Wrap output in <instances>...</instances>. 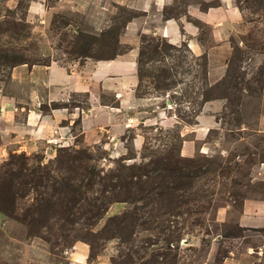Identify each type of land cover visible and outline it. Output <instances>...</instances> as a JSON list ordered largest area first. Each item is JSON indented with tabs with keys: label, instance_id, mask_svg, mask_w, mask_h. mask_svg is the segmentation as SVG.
<instances>
[{
	"label": "rangeland",
	"instance_id": "374dc122",
	"mask_svg": "<svg viewBox=\"0 0 264 264\" xmlns=\"http://www.w3.org/2000/svg\"><path fill=\"white\" fill-rule=\"evenodd\" d=\"M121 1L0 0V264H264V0H233L237 26L214 38L200 23L198 55L129 38L139 11ZM171 3L163 18L190 20L199 1ZM134 43L146 104L88 113L97 83L82 67ZM52 62L89 91L35 97L74 113L35 132L27 94Z\"/></svg>",
	"mask_w": 264,
	"mask_h": 264
},
{
	"label": "crops",
	"instance_id": "0c3cea01",
	"mask_svg": "<svg viewBox=\"0 0 264 264\" xmlns=\"http://www.w3.org/2000/svg\"><path fill=\"white\" fill-rule=\"evenodd\" d=\"M120 1L122 4L123 1ZM201 4L188 5L186 15L192 19L187 20L183 16L177 18H163V9L166 6L171 5L172 0H133L128 6H132L139 11L138 16L134 17L131 22L126 24L124 31L130 30L131 33L127 35L129 38H139L142 34L152 33L159 35L172 45L185 44L187 48L193 53L198 55L199 46V34L200 25L207 24L212 27V37L221 35L226 31L231 30L237 26L239 19V12L234 5L233 0H198ZM212 3V4H211ZM215 3V5L213 4ZM125 5V4H124ZM30 8V7H29ZM168 19V20H167ZM195 21V22H194ZM138 44V43H137ZM134 43L132 48L123 54H119L113 59L109 60H97L90 62L82 67L81 72L89 71L90 77H94L96 82V88L90 95L92 100L91 107L86 109L88 113H126V109L132 107H139L146 104L147 97L141 98L136 96L135 90L139 83V78L136 73L138 65V53L139 45ZM197 52V53H196ZM15 68V67H13ZM12 68V70H13ZM20 68V67H19ZM91 69V70H90ZM41 75H47L45 79L38 80L37 90H30L27 94V102L30 105L25 112V124L26 129H35V132L40 129H45L47 126L52 129L58 127L64 129L65 126L61 124V121L74 115V113H68L64 109L59 107H51L46 113H42L41 110L33 103L34 98L38 100L44 98L46 102H56L57 100L68 101V96L71 92L76 91H89L84 86L86 82L78 83L75 79L76 74L80 73V69L71 68L67 70L56 63H50L45 68L39 69ZM82 74V73H80ZM86 76V74H85ZM114 78L112 84L107 87L104 85L107 79ZM40 81V83H39ZM31 85V83H29ZM60 85L65 88L62 95H55V86ZM105 89L107 91H105ZM40 90L45 91L46 95L42 97ZM95 91V92H94ZM102 92H110L113 94L115 104L100 101ZM97 93V94H96ZM93 96V97H92ZM4 102L1 106L4 110L6 102L9 98L4 96ZM148 100V99H147ZM150 102V101H148ZM128 109V110H129ZM7 114H10L9 112ZM98 122V119H97ZM15 128H21V126H15L13 123H8ZM24 128V129H25ZM18 131V130H17Z\"/></svg>",
	"mask_w": 264,
	"mask_h": 264
},
{
	"label": "trees",
	"instance_id": "16d2710c",
	"mask_svg": "<svg viewBox=\"0 0 264 264\" xmlns=\"http://www.w3.org/2000/svg\"><path fill=\"white\" fill-rule=\"evenodd\" d=\"M27 2H28V0H26ZM195 22V21H194ZM196 24H198V25H200V23L199 22H195ZM200 27V26H199ZM117 41H118V34H117ZM164 39V38H163ZM165 40V39H164ZM166 42H167V40H165ZM168 44H170L169 42H168ZM172 45V44H171ZM185 45V44H184ZM173 46H175V45H173ZM186 46V45H185ZM187 47V46H186ZM140 51H141V49L139 50V53H138V63H139V56H140ZM116 56V54L115 55H113L112 57H109V58H106L105 60H109V59H113L114 57ZM12 61H15L16 59H11ZM21 63H24V62H21ZM16 65V64H15ZM15 65H13V66H15ZM12 66V67H13ZM137 69H138V65H137ZM138 75V78H139V74H137ZM139 83H140V78H139ZM139 85V84H138ZM152 183H153V181H152ZM159 183H161L163 186H164V177L162 176L161 178H160V182ZM158 183V184H159ZM160 186V185H159ZM138 190L139 191H141V192H138L139 194H143L144 192H143V189L141 188V187H138ZM106 211V205H104V203L103 202H100V203H94V204H92L91 205V207L88 209V212H90V215H92V216H97V217H99V218H101L102 216H103V214H104V212ZM72 220V219H71Z\"/></svg>",
	"mask_w": 264,
	"mask_h": 264
},
{
	"label": "bare ground",
	"instance_id": "6f19581e",
	"mask_svg": "<svg viewBox=\"0 0 264 264\" xmlns=\"http://www.w3.org/2000/svg\"><path fill=\"white\" fill-rule=\"evenodd\" d=\"M164 101V100H163ZM161 105V104H160ZM171 105V104H170ZM168 107V106H167Z\"/></svg>",
	"mask_w": 264,
	"mask_h": 264
}]
</instances>
